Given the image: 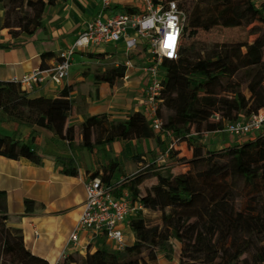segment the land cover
Listing matches in <instances>:
<instances>
[{"label": "trees", "instance_id": "obj_1", "mask_svg": "<svg viewBox=\"0 0 264 264\" xmlns=\"http://www.w3.org/2000/svg\"><path fill=\"white\" fill-rule=\"evenodd\" d=\"M66 1L0 0V33L7 31L12 38L33 35L43 27L45 10ZM185 1L194 2L189 21V28L194 30L206 28L207 22L198 14L200 6L218 10L226 27L253 22L264 26V3L257 5L255 0ZM122 10L131 13L128 8ZM87 57L102 60L105 54H87ZM41 58L40 69H49L44 60L52 58V54ZM129 59H133L132 54ZM230 61L238 70L233 79ZM161 70L164 73L162 107L168 112L164 128L187 142L192 151L191 169L172 177H158L159 189L152 198L140 202L149 212L160 213V224L148 225L134 217L131 221L134 242L122 252L89 246L85 256L75 259L71 255L59 264H159L160 252H172V240L181 244L179 264H264V136L217 152L206 149L200 142L203 134L221 131L226 122L264 108V37L258 36L251 43L221 44L198 57L181 53L179 49L176 60L162 61ZM124 73V66L119 64L95 75L94 84L114 86ZM242 86L247 95L241 91ZM71 91L72 87H65L56 97L31 98L14 82L0 81V111L13 122L53 133L69 146L79 130L81 147L88 152L116 141L141 139H154L157 148H161L160 138L140 112H133L122 122L99 114L86 117L78 128L68 125ZM215 114L218 121L213 119ZM149 155L153 160L154 152ZM0 157L25 159L37 166L42 162V156L29 143L3 136H0ZM140 157L133 154L131 158ZM152 165L153 162L144 168L141 165L139 173ZM62 173L77 175L73 168H64ZM118 173L119 164L109 161L90 178L111 183ZM141 176L131 179L134 198L138 195ZM24 206L25 212L31 213L35 203L25 200ZM166 209L168 214L164 212ZM7 219L6 194L0 191L3 238L0 264H48L26 250L22 231L7 227Z\"/></svg>", "mask_w": 264, "mask_h": 264}, {"label": "crops", "instance_id": "obj_2", "mask_svg": "<svg viewBox=\"0 0 264 264\" xmlns=\"http://www.w3.org/2000/svg\"><path fill=\"white\" fill-rule=\"evenodd\" d=\"M140 7L139 0H114L113 8L104 13L108 17L114 11H121L124 8L130 9L133 13ZM101 11L98 0H67L45 10L43 27L33 35L12 38L7 31H2L0 33V81H11L14 77L40 69L41 57L44 54H52V58L45 59L44 64L50 68L55 66L59 54L72 45L86 24ZM128 33L133 36V31L129 30ZM123 50L122 43L115 48L107 47L100 52L85 51L87 54H105L102 60L88 59L82 55L84 52L77 53L73 57L69 75L61 84L46 80L36 86L28 96L31 98L56 97L65 87H72L70 93L72 112L68 125L79 126L86 117L99 114H107L111 121H125L128 115L141 110L142 88L146 83L145 73L137 75L138 68L131 71L129 81L133 79V84H136V78L140 79L142 86L132 98H126L125 95H120L116 91L112 94L115 86L111 89L106 83L95 85L93 82L95 75L104 72L108 67H117L122 62ZM142 52L145 53L148 50L143 42H138L130 54L138 57ZM209 135L206 134L204 137L208 139ZM212 135L209 141L200 140L208 150L216 146L224 149L253 140L240 141L226 135L225 138L220 137L222 134L211 133ZM0 136L8 140L15 139L29 143L37 152L41 151L44 154L41 155L38 152L42 156L39 166L25 159L9 160L0 157V191L6 194L8 217L6 226L20 229L26 250L46 260L48 264H56L59 252L79 216L85 200L84 183L90 178V175H87L88 171L94 173L109 161L118 163L122 168L124 159L131 158L133 154L140 155L142 160L147 161L148 153L159 151L156 162L163 159L164 162L173 161L166 167H179L180 173L189 171L191 167L192 151L186 141L179 145L175 150L176 154L172 156L162 155L165 144L162 142L159 149L154 139L116 141L108 145L96 146L93 151L88 152L80 146V135H77L74 143L69 146L67 142L59 140L49 131L34 129L9 120L1 111ZM64 147L67 149L70 147V153H64L62 151ZM74 150H77L78 158H74L71 154ZM97 154L98 157L94 158ZM175 159L185 160L179 163ZM67 164H71V168L77 171L76 176H67L62 173L64 165ZM141 165L138 163L137 167ZM25 200L34 201L33 212H25ZM35 233L38 234V239L35 238ZM125 237L128 245L133 244L134 236L133 233H128L127 226H125ZM90 246L114 249L113 244L103 238H95ZM172 247L179 252L181 250L179 243L172 244Z\"/></svg>", "mask_w": 264, "mask_h": 264}, {"label": "built area", "instance_id": "obj_3", "mask_svg": "<svg viewBox=\"0 0 264 264\" xmlns=\"http://www.w3.org/2000/svg\"><path fill=\"white\" fill-rule=\"evenodd\" d=\"M98 1L102 11L86 24L72 45L59 54V61L55 66L46 70H34L14 77L11 81L29 95L46 80L61 84L69 75L73 57L77 53L89 50L100 52L123 43V60L120 64L124 66L125 73L121 81L128 82L131 71L135 69L129 55L138 42H143L152 55V61L143 69L146 83L142 88L140 113L148 127L165 144L162 155L177 150L183 141L164 128V120L160 116L164 81V74L162 76L160 71L164 59L176 60L178 56L184 32V14L179 4L182 0H139L141 7L137 12L114 11L108 17L104 12L113 8L114 0ZM129 30L133 31V36L129 35ZM213 119L218 121L219 116L215 114ZM211 133L224 134L240 141L262 137L264 108L246 117L240 115L235 120L226 122L221 131ZM84 189L85 200L81 211L59 252L56 264L71 255H83L95 238L105 239L113 244V251L122 252L128 246L125 237L128 220L146 211L140 200L134 199L129 191L122 189L121 183H105L99 178H88ZM34 235L38 239V234Z\"/></svg>", "mask_w": 264, "mask_h": 264}, {"label": "rangeland", "instance_id": "obj_4", "mask_svg": "<svg viewBox=\"0 0 264 264\" xmlns=\"http://www.w3.org/2000/svg\"><path fill=\"white\" fill-rule=\"evenodd\" d=\"M255 3L257 5L263 4L264 0H255ZM180 6L182 9V12L184 14V33L183 38L180 45V52H184L185 54H188L191 57H198V56H205L206 54H209L212 52L215 48H217L221 44H234V43H251L255 38L258 36L264 37V26L260 25L259 22H253L251 24H241L240 26L236 27H226L223 25V22L225 21L224 18L220 15L219 11L216 9L211 8L210 6H200L198 14L201 15V18L204 20L203 22H207L205 25L206 28H203L202 30H194L189 28V21L192 17V10H193V4L194 2L191 1H180ZM1 14V13H0ZM122 44V43H120ZM143 53V52H142ZM142 57L136 56L135 54H132V61L134 67L138 70L136 72L137 75L140 73H145L143 69L147 68L150 65V62L152 61V55L150 52L143 53ZM84 57H87V53L84 52L82 54ZM77 57H80V55H77ZM88 59H91L87 57ZM114 67H108L105 71L110 70ZM230 78H234L235 75L238 73L237 68L234 65L233 61H230ZM103 72H100L101 74ZM160 74L163 76L162 70L160 71ZM88 75V74H87ZM94 82V80H93ZM96 85V84H95ZM98 85V84H97ZM129 85V86H127ZM116 87L113 89L112 94L114 91L118 92L120 95H125L126 98H132L136 96V92L140 90L142 87L140 84V79L136 78V84H133V79L128 82H123L121 80H117L114 84ZM111 89L113 86H109ZM241 91L247 95V91L245 86H242ZM142 99V97H141ZM142 101V100H141ZM139 107V106H136ZM119 111V110H118ZM120 112V111H119ZM161 115L163 120L168 115V112L162 107L161 109ZM212 121V117L209 119V122ZM78 128L79 126H75ZM79 130L77 135H79ZM205 134L201 136V141H209V138L213 137L211 134L208 136V139L204 137ZM218 137V136H217ZM220 137L225 138V135L222 134ZM215 138V137H214ZM212 139V138H211ZM81 146V145H80ZM70 148V147H69ZM69 148L66 147L63 148L64 153H70ZM72 149V147H71ZM214 152L220 151V147L216 146L212 149ZM41 155V151H38ZM77 150H74L71 154L73 157L78 158V153H76ZM176 154L175 150L168 153V156H172L173 154ZM160 151L158 153H154V156L152 157L153 160H151V157L148 155L147 161L140 159H124V166L120 169V173L116 174L113 177V182L115 183H121L122 189H125L129 191L132 194V191L130 189L131 186V179L135 175H142L140 179V185L137 187L138 195L134 199L146 201L152 198L155 191H157L158 188V177L164 176V177H172L177 174H180L179 167H166L167 165L171 164L173 161L164 162V159L159 162H156L157 157L159 156ZM174 154V155H175ZM69 155V156H72ZM64 156V155H62ZM98 157V154L94 156ZM177 160V159H175ZM185 159L177 160L179 163L184 162ZM153 162V165L149 170H143L139 173L141 168H144L146 165ZM142 164V167H137V165ZM65 168H71V164L64 165ZM139 169V170H138ZM191 169V167H190ZM125 170V171H124ZM93 174L91 171L87 172V175ZM133 196V195H132ZM165 214L169 213V210L166 209ZM141 218L143 219L146 224L148 225H158L160 224V213L159 212H149L146 210L145 212H140L137 215L133 216L130 220H128L127 228L128 233H132L131 231V221L134 219ZM193 223L194 220H191ZM154 229H151L150 232H152ZM134 236V235H133ZM3 242V238L0 236V244ZM173 245L178 244L179 242L176 240L171 241ZM180 244V243H179ZM104 246L106 247V244L104 243ZM181 246V244H180ZM91 251V250H90ZM86 253L82 254H75L72 257L75 259H79L81 256H85ZM181 260V254L178 249H173L170 254H166L163 252H160L158 254V263L159 264H179Z\"/></svg>", "mask_w": 264, "mask_h": 264}, {"label": "snow or ice", "instance_id": "obj_5", "mask_svg": "<svg viewBox=\"0 0 264 264\" xmlns=\"http://www.w3.org/2000/svg\"><path fill=\"white\" fill-rule=\"evenodd\" d=\"M170 46V45H169Z\"/></svg>", "mask_w": 264, "mask_h": 264}]
</instances>
